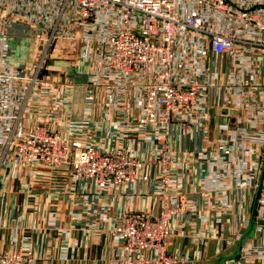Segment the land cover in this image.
Wrapping results in <instances>:
<instances>
[{
	"label": "crops",
	"instance_id": "crops-1",
	"mask_svg": "<svg viewBox=\"0 0 264 264\" xmlns=\"http://www.w3.org/2000/svg\"><path fill=\"white\" fill-rule=\"evenodd\" d=\"M9 36L7 61L23 75L38 62V43L17 24ZM81 51L77 42L65 41L48 60L44 74L62 84L60 95L42 103L18 98L14 107L6 100L5 111L22 118L0 122V252H30L27 264H123L114 233L121 214L155 216L169 204L181 207L170 222L168 245L181 264H264L263 190L257 201L264 176V57L249 65L237 61L234 71L232 57L208 54L198 77L202 112L172 121L165 134L143 121L140 88L106 98L90 82L91 60ZM59 100L66 106L48 113ZM38 123L63 134L74 151L121 149L144 168L134 184L101 186L73 181L70 167L53 170L4 153L3 142L17 125L30 131ZM161 148L173 181L165 196L158 185Z\"/></svg>",
	"mask_w": 264,
	"mask_h": 264
},
{
	"label": "built area",
	"instance_id": "built-area-1",
	"mask_svg": "<svg viewBox=\"0 0 264 264\" xmlns=\"http://www.w3.org/2000/svg\"><path fill=\"white\" fill-rule=\"evenodd\" d=\"M15 24L29 28L39 46L37 64L23 75L7 61L9 31ZM65 41L82 46L80 57L91 60L90 82L102 88L106 98L140 88L143 121L162 126L167 134L172 121L202 112L205 96L198 77L206 70L208 54L232 57L234 71L237 64L264 57V0H0V122L17 117L5 111L6 100L14 107L18 98L42 103L60 95L62 84L44 71L56 46ZM69 90L65 86L66 94ZM63 102L51 104L48 113L64 108ZM21 129L17 125L15 135L5 138L4 153L53 170L70 167L73 181L119 187L134 184L144 168L121 149L111 154L93 146L74 151L63 134L44 123L30 131ZM164 149L157 151L162 196L173 185ZM176 213L169 204L157 216L124 212L114 229L123 264H181L168 254ZM150 253L155 256L149 258ZM32 260L30 252H0V264Z\"/></svg>",
	"mask_w": 264,
	"mask_h": 264
},
{
	"label": "rangeland",
	"instance_id": "rangeland-1",
	"mask_svg": "<svg viewBox=\"0 0 264 264\" xmlns=\"http://www.w3.org/2000/svg\"><path fill=\"white\" fill-rule=\"evenodd\" d=\"M59 45V44H58ZM57 47V46H56ZM18 54H20L21 55V53H18ZM39 59V51L37 52V55H36V58H35V60H38ZM242 68H245L246 66L244 65V66H241ZM71 178H72V176H71ZM73 180V179H72ZM81 180H83V179H81ZM181 196H183V195H179V201L181 200ZM173 207H175V206H173ZM163 208V207H162ZM162 208H161V210H162ZM175 208H177V213L180 211V209H181V207H175ZM161 210H160V212H161ZM160 212H159V214H160ZM149 213V212H148ZM176 213V214H177ZM123 214V213H122ZM121 214V215H122ZM150 214V213H149ZM155 216H157V215H155ZM117 225V224H116ZM169 243V242H168ZM20 251V250H19ZM121 260H122V258H121Z\"/></svg>",
	"mask_w": 264,
	"mask_h": 264
},
{
	"label": "water",
	"instance_id": "water-1",
	"mask_svg": "<svg viewBox=\"0 0 264 264\" xmlns=\"http://www.w3.org/2000/svg\"><path fill=\"white\" fill-rule=\"evenodd\" d=\"M263 182H264V176L262 177V179L260 181L259 190H258V196H257V201H259V198H260V195H261V192H262ZM254 215H255V213H254ZM254 215H253V217H254Z\"/></svg>",
	"mask_w": 264,
	"mask_h": 264
}]
</instances>
